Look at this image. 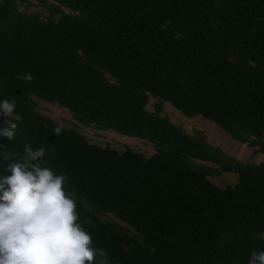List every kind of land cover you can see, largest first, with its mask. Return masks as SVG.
<instances>
[{
  "label": "trees",
  "instance_id": "16d2710c",
  "mask_svg": "<svg viewBox=\"0 0 264 264\" xmlns=\"http://www.w3.org/2000/svg\"><path fill=\"white\" fill-rule=\"evenodd\" d=\"M0 99H15L18 124L13 140L0 137V157L46 149L42 163L66 175L95 264H247L264 249V161L164 114L170 103L200 115L264 156V0H0ZM81 126L154 153L92 143ZM225 173L237 182L208 179Z\"/></svg>",
  "mask_w": 264,
  "mask_h": 264
},
{
  "label": "clouds",
  "instance_id": "9594fccd",
  "mask_svg": "<svg viewBox=\"0 0 264 264\" xmlns=\"http://www.w3.org/2000/svg\"><path fill=\"white\" fill-rule=\"evenodd\" d=\"M16 106L15 99H0L8 125L0 137L9 141L18 128ZM61 131L54 129L57 136ZM46 158L44 147L29 145L18 156L0 157L7 160L0 167V264H95L93 237L80 222L67 177L45 166ZM248 256L247 264H264V249Z\"/></svg>",
  "mask_w": 264,
  "mask_h": 264
},
{
  "label": "rangeland",
  "instance_id": "374dc122",
  "mask_svg": "<svg viewBox=\"0 0 264 264\" xmlns=\"http://www.w3.org/2000/svg\"><path fill=\"white\" fill-rule=\"evenodd\" d=\"M32 10H39V8H32ZM155 102V98H152L150 104H148V108L153 109V104ZM38 107L40 111L52 116L56 121L62 124L71 125L75 122L71 113L67 109L59 107L56 104L39 101ZM164 114H166L171 121L179 124L189 133H193L194 129L202 131L211 144L221 147L225 152L232 154L241 160L256 158L257 162L264 161V156L258 153L257 148L248 147L246 144H242L215 123L206 120L200 115L192 118L185 117L170 103L164 104ZM80 130L86 135L90 142L95 144L102 146L110 145L121 152L129 146L136 151L143 152L146 156H150L154 153L152 144L139 138L119 135L113 131H99L95 127L81 126ZM237 178V174L234 173H225L220 176L208 177L210 181L219 187L233 185L237 182Z\"/></svg>",
  "mask_w": 264,
  "mask_h": 264
}]
</instances>
